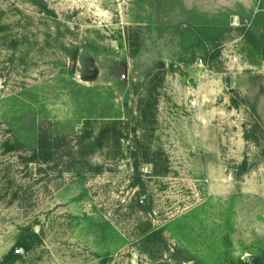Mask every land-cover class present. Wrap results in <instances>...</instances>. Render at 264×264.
Returning <instances> with one entry per match:
<instances>
[{"label": "rangeland", "instance_id": "obj_1", "mask_svg": "<svg viewBox=\"0 0 264 264\" xmlns=\"http://www.w3.org/2000/svg\"><path fill=\"white\" fill-rule=\"evenodd\" d=\"M234 2L0 0V264L264 261V0Z\"/></svg>", "mask_w": 264, "mask_h": 264}, {"label": "trees", "instance_id": "obj_2", "mask_svg": "<svg viewBox=\"0 0 264 264\" xmlns=\"http://www.w3.org/2000/svg\"><path fill=\"white\" fill-rule=\"evenodd\" d=\"M48 137L49 136H47V135H45L43 133L40 134L39 137H38V148L35 149L34 154H33V159L37 160L38 162L47 161V157L50 155V149L51 148L52 149L53 148H57V146H58V144L52 145V143L50 141H48ZM61 138H59V139L60 140L66 139L65 137H61ZM59 139L57 141L61 142ZM60 145L61 144L59 143V146ZM37 156H41L43 159L42 160H38L36 158ZM21 246H23V249H25L27 251L28 248L25 245H23V243H22ZM14 255H15V252H14V249H13L6 255L5 260L12 258ZM260 264H264V261H262Z\"/></svg>", "mask_w": 264, "mask_h": 264}, {"label": "crops", "instance_id": "obj_3", "mask_svg": "<svg viewBox=\"0 0 264 264\" xmlns=\"http://www.w3.org/2000/svg\"><path fill=\"white\" fill-rule=\"evenodd\" d=\"M218 1H221V0H218ZM234 1H235L234 3L238 6V11L249 12L251 16L254 13L256 14L255 9H257V5H259V0H234ZM242 17L243 16H241L240 18Z\"/></svg>", "mask_w": 264, "mask_h": 264}, {"label": "water", "instance_id": "obj_4", "mask_svg": "<svg viewBox=\"0 0 264 264\" xmlns=\"http://www.w3.org/2000/svg\"><path fill=\"white\" fill-rule=\"evenodd\" d=\"M21 253H23L24 252V249L23 248H20V250H19ZM185 264H188V263H185Z\"/></svg>", "mask_w": 264, "mask_h": 264}, {"label": "built area", "instance_id": "obj_5", "mask_svg": "<svg viewBox=\"0 0 264 264\" xmlns=\"http://www.w3.org/2000/svg\"><path fill=\"white\" fill-rule=\"evenodd\" d=\"M202 60H200V62H201Z\"/></svg>", "mask_w": 264, "mask_h": 264}]
</instances>
